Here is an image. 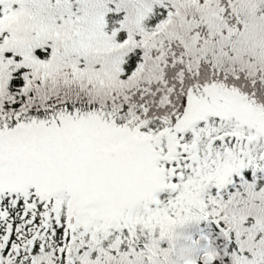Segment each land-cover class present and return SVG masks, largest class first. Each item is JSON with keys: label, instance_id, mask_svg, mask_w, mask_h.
I'll list each match as a JSON object with an SVG mask.
<instances>
[{"label": "snow or ice", "instance_id": "obj_1", "mask_svg": "<svg viewBox=\"0 0 264 264\" xmlns=\"http://www.w3.org/2000/svg\"><path fill=\"white\" fill-rule=\"evenodd\" d=\"M0 264H264V0H0Z\"/></svg>", "mask_w": 264, "mask_h": 264}, {"label": "trees", "instance_id": "obj_2", "mask_svg": "<svg viewBox=\"0 0 264 264\" xmlns=\"http://www.w3.org/2000/svg\"><path fill=\"white\" fill-rule=\"evenodd\" d=\"M186 234L191 235L193 238H200L202 233H211V229L208 226H192L190 228L184 229Z\"/></svg>", "mask_w": 264, "mask_h": 264}]
</instances>
